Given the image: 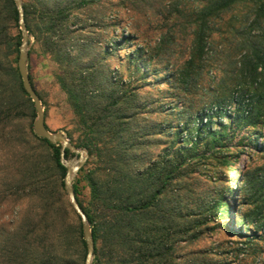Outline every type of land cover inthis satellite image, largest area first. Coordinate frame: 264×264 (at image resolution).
Instances as JSON below:
<instances>
[{
    "label": "trees",
    "instance_id": "trees-1",
    "mask_svg": "<svg viewBox=\"0 0 264 264\" xmlns=\"http://www.w3.org/2000/svg\"><path fill=\"white\" fill-rule=\"evenodd\" d=\"M100 1L22 0L25 25L34 41L28 55L36 51L55 65V84L72 114L73 128L65 136L89 155L73 190L91 227L92 264H211L185 252L203 237L210 217L231 219L237 230L225 232L245 238L244 245L264 244V169L237 173L236 191L210 194L208 201L195 195L189 184L201 160L228 166L227 144L242 131L247 136L237 144L264 157V0H122L135 10L141 5L150 8L152 19L166 31L153 48H136L124 58L120 52L136 37L111 32L103 45L100 34L92 32L100 22L91 18L90 26L69 28L80 12ZM174 34L182 35V41ZM20 43L14 2L0 0V140L10 148L20 174L14 186H0V199L25 196L42 211L24 214L17 230L5 233L0 261L84 264L86 244L80 219L64 192L60 146L32 132L36 114L17 71ZM182 46L189 59L170 77V90H143L150 84L153 61L174 55ZM114 55L126 60L124 74L109 69ZM216 60L225 68L206 90L212 96L205 108L187 95L197 93L200 72ZM205 62L209 66H203ZM174 97L180 110L176 104H160L161 98ZM25 111L33 142L14 132L13 122ZM38 146L46 152L44 165ZM154 149L160 151L155 154ZM70 155L65 151L66 159ZM223 193L234 195L232 207L223 201Z\"/></svg>",
    "mask_w": 264,
    "mask_h": 264
},
{
    "label": "rangeland",
    "instance_id": "rangeland-1",
    "mask_svg": "<svg viewBox=\"0 0 264 264\" xmlns=\"http://www.w3.org/2000/svg\"><path fill=\"white\" fill-rule=\"evenodd\" d=\"M120 1L122 0H101L95 6H92L84 12H80L76 20H71L69 28L74 29L78 25L90 26L87 19L91 18L94 21L100 22L101 27L99 29H92V32L95 31L100 34L103 45L108 44L112 37L111 32H115L117 36L136 37L133 43L127 44V49L120 52L119 56L123 58L125 54H130L136 48L146 46L153 48L159 41L160 36L165 34L166 31L161 29L158 20L152 19L150 8H143L141 5L138 10H135L134 5L124 4ZM156 8H158V5H156ZM76 21H78V24L73 27L72 23ZM147 22L152 23L148 25ZM102 26H107V29L104 30L105 28ZM11 32L14 34V31ZM174 35L176 39L180 42L182 41V35ZM33 43L34 41L32 39V45L29 51H31ZM185 48L182 46L175 51L173 50L174 55L171 54L160 60H154L153 68L149 70V76L147 77V82H150V84L143 88V90L148 89L154 92L158 91V93L170 90V84L168 83L170 77L176 69L183 68L185 62L189 59L188 51ZM10 60L13 61L14 57H10ZM108 62L109 69L112 72L117 71L119 74H124L125 59L120 61L117 59V55H114ZM203 66L209 65L205 62ZM224 68L225 66L222 60L219 62L216 60L210 68H203L199 75V81L197 82V93L191 96L187 95L188 100H198L202 105L203 103L205 104V108H208L212 95L208 94L206 90L213 88L214 84L222 75L221 71ZM55 71L56 67L48 57H44L36 51H32L28 55L27 72L44 103L43 109L46 114L45 123L51 132L60 133L65 136V132L73 128L72 114L67 105L65 94L55 84ZM173 94L176 95L177 93L174 92ZM160 101H162L160 103L161 105L167 106L171 104L174 106L176 104L177 110L181 109V103L177 97H174V99L161 98ZM13 123L14 132L17 135H20L23 140L27 138V141L33 142L30 139L29 133L31 118L28 111H25V115L19 117ZM175 125H178V122H174ZM214 128L217 129L216 126ZM245 135L247 136V132L242 131L236 135L232 143L227 144V150L230 152L225 153V158L229 160L228 166L219 165L215 159H204L198 162L189 180V184H191L195 195L208 201L210 194L215 196L228 189L236 191L238 187L237 173L243 176L244 174H252L255 171L264 169V157H261L252 148L240 147L237 144L242 139V136ZM252 140L254 139L252 138ZM256 142L260 144L262 141L257 139ZM24 148L26 147L24 146ZM159 151V149H154L155 154ZM37 153L43 157L41 162L44 165V156H46L44 147L38 146ZM69 159L77 160V156L71 154ZM77 177L78 174L75 180ZM19 178L20 174L13 165L10 148H6L5 144L0 140V186L3 184L14 186ZM2 188L0 187V190ZM234 198V195L223 193V201L228 202L230 207H232ZM243 210L247 211L248 209L244 208ZM41 212L37 203L33 199L25 198V196L20 197L19 195L13 194L6 201L0 199V240L5 236L6 232L11 233L17 230L24 214L31 213L40 215ZM231 222L232 220H227L225 216L223 221L210 217L203 237L194 245L186 248L185 252L194 253L201 260L206 259L208 262H212L211 264L213 262H217V264H264V244L258 242L252 246L244 245L246 244L244 243L245 238L230 235L225 232L226 229H231L232 227L237 230V227Z\"/></svg>",
    "mask_w": 264,
    "mask_h": 264
},
{
    "label": "water",
    "instance_id": "water-1",
    "mask_svg": "<svg viewBox=\"0 0 264 264\" xmlns=\"http://www.w3.org/2000/svg\"><path fill=\"white\" fill-rule=\"evenodd\" d=\"M13 2L18 13V25L21 33V43L18 48L17 71L21 79L22 88L31 100L36 114L32 125V131L37 138L46 140L51 145L60 146V164L66 171L63 179L64 192L69 205L81 222L83 240L86 244L84 264H92L94 258V241L91 227L87 217L76 201L73 190L74 180L80 170L85 166L89 155L86 150L75 148L63 134L51 132L45 126V113L42 102L32 88L27 72L28 52L32 45V39L29 38L25 25L22 0H13ZM65 151H69L71 154L77 156V160L66 159Z\"/></svg>",
    "mask_w": 264,
    "mask_h": 264
}]
</instances>
